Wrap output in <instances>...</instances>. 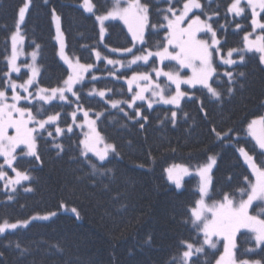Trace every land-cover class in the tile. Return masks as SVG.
<instances>
[{"label":"trees","instance_id":"1","mask_svg":"<svg viewBox=\"0 0 264 264\" xmlns=\"http://www.w3.org/2000/svg\"><path fill=\"white\" fill-rule=\"evenodd\" d=\"M25 2L0 0V88L3 89L6 88L5 57L10 54V36ZM80 2L29 0L21 26L25 50L39 45V86L49 89L61 86L69 75L58 56L53 11L60 18L67 55L95 67L74 89L79 100L69 96L70 103L54 102L44 107L42 118L61 115L55 124L47 125V131L41 130L42 134L36 137L40 159L17 156L13 164L19 171H26L30 179L21 181L12 192H7L0 183V224L5 220L9 223L28 221L23 227L0 233V264H176L186 250L182 242L199 245L203 240L190 222V210L199 199V180L196 176L189 177L181 189H176L167 181L165 169L173 165L196 169L206 164L209 156H214L216 163L208 202L218 201L225 192L236 193V189L246 186L244 177L252 178V174L238 149L244 148L258 163H264L262 150L247 135L248 124L264 114V64L253 52L243 53V62L233 65L221 64L219 56L214 55L218 75L210 83L220 91V99L211 97L207 89L195 87L187 89L190 96L181 101L180 108H148L144 103L132 108L122 103L119 108H112L106 101H130L131 96L125 84L109 76L113 67L104 61L95 63L93 51L126 59V56L111 55L108 48L132 47V40L120 23L111 22L106 24V36L100 43L96 16L106 13L112 1L92 0L93 14L84 11ZM141 2L149 5L150 25H166L164 15L171 16L166 10L183 7V0L179 3L173 0L171 4L168 0ZM200 2L204 11L196 9L192 15H200L204 20L205 12L217 13L209 23L217 32L221 55L225 56L229 49H242L243 37L253 31L249 9L237 17L227 13L232 0ZM166 31V27H147L145 42L135 52L157 51ZM258 32L264 34V30ZM241 54L232 57L240 60ZM155 63L152 60L146 66L138 65L117 75L126 77ZM228 71L234 77L231 83L224 75ZM26 74L22 72L20 78ZM93 75L98 79L93 81ZM93 87L110 91L101 99L88 95ZM75 104L92 116L100 113L97 130L115 148L106 160L101 162L91 155H81V131L75 128L68 131L73 125L71 113ZM137 107L146 120L136 116ZM172 111L177 112L175 124ZM57 126L62 129L59 136L55 131ZM213 128L228 135L217 139ZM55 144L61 148H56ZM18 152L17 155L21 154ZM91 164H96V170ZM28 188L31 191L25 190ZM236 197L239 199V193ZM42 216L49 217L32 219ZM237 245L238 259L260 260L264 264V247L246 251L254 247L246 232L238 233ZM204 248L203 253L191 257L190 264H215L220 249Z\"/></svg>","mask_w":264,"mask_h":264},{"label":"snow or ice","instance_id":"2","mask_svg":"<svg viewBox=\"0 0 264 264\" xmlns=\"http://www.w3.org/2000/svg\"><path fill=\"white\" fill-rule=\"evenodd\" d=\"M169 4L173 0H168ZM179 3V0H176ZM87 12H93L94 5L91 0H83L82 5ZM29 7L28 3H25L23 7L19 9V20L17 21L16 31L10 36L11 39V55L6 56L8 65V72L4 73L5 77H9L11 72H20V67L16 61L21 52L18 45L23 40V36L20 34V23L24 20L25 11ZM246 8L251 10V24L253 32L257 29L264 30V17H261V13H264V0H232L227 7V13L234 14L239 17L246 12ZM194 9L204 11L203 5L200 0H183L182 9L169 7L166 12L171 13V16L165 14L163 20L166 21V25L161 23L159 25H150L149 23V5L142 3L141 0H129L126 5H122V0H114L112 8L104 15L97 16V20L101 22V38L104 35L103 22L108 19H119L124 22L128 27V31L132 36L133 47L124 49H110L111 52L118 53H133V48L137 42L143 44L145 42V29L147 27L152 28H165L167 29L164 42L158 45L157 51H146L140 55H133L130 60L126 62L121 59H110L106 56H102L99 51L94 50L96 60L103 59L107 65H112L113 69L109 71V75L115 76L119 70L116 66L122 68H131L133 65H137L138 62H144L147 64L150 57L158 58L159 62L163 64L164 61H174L179 68L172 67L168 71L163 68H153L156 79H153L148 73L145 72H133V75L127 79L129 86V92L133 91L132 85H136V91L132 95L130 101L121 100H109L107 103L111 104L112 108H119L122 103H127L129 108H132L137 100L145 101L149 108H152L154 103H162L165 105H173L175 108H180L181 100L188 96L186 91L181 90V85H187L189 88H195L200 86L202 89H207V92L211 97L220 99L221 93L216 87H213L210 81L218 75L217 68L214 66V55L221 56L223 64L233 65L236 63L232 59L234 52L243 53L257 52L260 54L259 59L264 64V34L257 35L255 39H250L251 33H246L243 37L244 48L243 49H229L226 57L221 55V49L217 47L220 45V40L217 39V32L213 29V26L209 21L212 16L217 15L213 12L211 15L204 13L207 17L202 20L200 15H193L189 17V13ZM259 9V11H257ZM53 17L55 20H59V17L55 15L53 11ZM258 17H260L258 19ZM188 18V19H186ZM236 27L239 29L240 25ZM57 32L59 33V25L57 26ZM203 33L207 36L211 34V42L207 39L199 38L198 34ZM61 36L60 56L68 64L69 75L62 82L61 86L53 88H38L35 93L29 89L36 83V77L39 75V68L36 65L37 52L31 53L32 63L24 65L30 70L31 75L22 84H18L11 78L4 81L5 87H10L12 94L9 97L3 88H0V156L4 157L3 164H0V179H6L5 187L11 188L15 191V185L21 184V181L29 180L30 176L26 171H19L13 166L14 161H17L16 151L20 145H23L27 151L22 153L23 156L35 157L40 159L37 154L36 137L41 135V130L47 131L46 125L55 124L60 118V113L54 115H48L45 119H39L38 117L46 111L41 105L40 108L33 111L36 108L35 105L32 108L18 106L21 100L28 101L32 104V100L43 101L44 104H49L51 101L59 99L63 102H68V96L66 93H71L72 96L79 100L78 93L74 91V85L80 84L85 80V73L90 72L95 65L83 64L76 59L75 62L70 60L64 53V45ZM39 48V45L36 46ZM214 50V51H213ZM244 55H240V61L243 62ZM188 68L191 70V75L182 76L180 69ZM224 75L229 77V83L234 79L232 72H225ZM241 75H243L241 73ZM160 77L166 78L165 83L159 81ZM118 78V77H117ZM93 81L98 77L93 75L91 77ZM144 81L142 85L139 83ZM175 85V92L171 93V86ZM22 90L25 95H21ZM106 91L110 90H97L93 87L89 91V95H97L101 99L105 97ZM229 93L232 92V88L228 89ZM151 92V98H146L145 93ZM77 110L83 111L87 120L88 112L85 111L79 104H77ZM123 111V109H120ZM203 111V108H201ZM137 117L146 120L147 117L142 116L139 108L135 109ZM73 117V123H75L76 112L71 113ZM100 113H97L99 117ZM127 115V113H125ZM172 122L175 124L177 112L172 111ZM91 133L85 134V139L80 141L83 146L81 155L87 156V153L91 152L97 157L99 161H104L109 152H115V148L111 144H104V148L97 147L98 144L104 143L103 137L100 136L94 127V120H87ZM259 125V127H257ZM79 126V125H78ZM144 125L141 124V128ZM13 129L14 135H9L8 130ZM248 135L255 140L256 145L262 150L264 155V117L259 119H253L247 126ZM56 135L59 136L62 132L60 127H56ZM68 131H72L71 125L68 127ZM217 139L226 137L227 133H220L212 129ZM231 131V130H229ZM52 135L51 132L48 133ZM56 148H61V145L55 144ZM62 150V149H61ZM244 162L247 164L251 171L252 178L248 176L244 177L245 185L236 189V193H239V199L236 197V193L225 192L222 198L218 201H213L211 204L206 202V197H209V185L211 183V172L213 166L216 163L214 156H209L208 162L196 170V175L200 178L199 192L200 199L196 201L195 207L191 208V225L198 234H202L203 240L199 245L182 242L186 248L181 253L179 261L176 264H190V259L198 253L205 251L204 246L216 249L217 241H223V252L216 260V264H262V261H250L248 259H238L237 256V234H248L249 242L254 241L255 248L264 247V163H258L252 155H249L244 148L238 149ZM21 157V158H22ZM4 165L11 168L15 173V177H8L7 172L4 170ZM91 167L96 170V164H91ZM168 174V179L175 183L177 188L181 187V173L187 174L188 169L181 165H173L165 169ZM31 191L30 188L25 189ZM246 197V198H244ZM9 200L12 196L8 197ZM250 208L259 209L257 214H251ZM75 212L76 210L73 209ZM51 215H54L52 213ZM44 217H33L32 219H47ZM28 221H17L16 223H9L7 220L3 224H0V233H4L6 229H15L18 226L27 225ZM213 237L216 240H213ZM247 252H253V248L246 250ZM175 260V258H174Z\"/></svg>","mask_w":264,"mask_h":264},{"label":"rangeland","instance_id":"3","mask_svg":"<svg viewBox=\"0 0 264 264\" xmlns=\"http://www.w3.org/2000/svg\"><path fill=\"white\" fill-rule=\"evenodd\" d=\"M111 1H112V6H113L114 0H111ZM91 2H92V0H91ZM127 2H129V0H122V5H126ZM242 2H243V0H242ZM25 3H28V4H29V0H26ZM82 5H83V0H81L79 6L85 11V9H84V7H83ZM93 5H94V3H93ZM94 6H95V5H94ZM112 6H111V8H112ZM111 8H110V9H111ZM27 9H28V8H27ZM27 9H26V11H27ZM94 9H95V7H94ZM94 9H93V12H91V13H90V12H87V11H86V12L89 13V14H93V13H94ZM110 9H109V10H110ZM247 9H248V8H247ZM109 10H108V11H109ZM195 10H196V9H194L193 12H194ZM26 11H25V15H26ZM108 11H107V12H108ZM249 11H250V13H251V10H250V9H249ZM257 11H259V9H257ZM107 12H106V13H107ZM193 12L189 13V17H188V18H191V17L193 16V15H192ZM106 13H104V14H106ZM104 14H101V15H104ZM233 15H234V14H233ZM56 16H57V15H56ZM98 16H100V15H98ZM57 17H59V16H57ZM96 17H97V16H96ZM188 18H186V19H188ZM24 19H25V16H24ZM258 19H259V17H258ZM18 20H19V16H18L17 21H18ZM202 20H203V19H202ZM52 21H53V27H54V32H55V41H56V44H57V47H58V56H59L61 62L67 67L68 71H70V70H69V67H68V64L65 63V61H64V60L61 58V56H60V47H61V36H60V34H62V42H63V45H64V53H65V55H66L70 60H72L73 62H75L76 58H72V57L68 56L67 53H66V51H65V41H64V36H63L62 30H61L60 18H59V20L57 21V20H55L54 17H53V18H52ZM23 22H24V20L20 23V34H21L22 36H23V34H22L21 26H22ZM96 22H97L98 29H99V40H100V43H103V42H104V39H105V36H106V24H107V23H111V22H118V23H120V24L124 27V29L127 31V33L129 34V36H130V38H131V40H132V36H131V34L129 33V31H128V27H127V25L124 24V22H123L122 20H119V19H108V20H105V21L103 22V27H104V29H105V31H104V35H103V38H101V26H102V25H101V22L98 21L97 18H96ZM166 23H167V22H166ZM58 25H59V33L57 32V26H58ZM16 26H17V25H16ZM145 30H146V29H145ZM15 31H16V28H15L14 32H15ZM258 31H259V29H257L255 32L252 31L251 36H250V39H255V37H256L257 35H261V33H259ZM198 35H199V38L207 39V40H209V42H211V34H210V33H209L207 36H205L203 33L198 34ZM132 44H133V41H132ZM143 44H144V43H143ZM143 44L137 42V43L135 44V47L133 48V53H123V54H122V53H118V52L114 53V52H111V51H110L111 48H108V51H109V53H110L111 55L122 56V57H123V56H126V59H121V60H123V61L126 62L127 60H130V59L132 58L133 55H140V54H142V52H135V51H136V49H140V48L142 47ZM24 46H25V39H24V36H23V40H22V41L20 42V44L18 45V48H19V50H20V52H21V55L18 56L17 61H16L17 65L20 67V72H19V73H17V72H11V73H9V77H7V79L11 78L12 80H15L18 84H22V83H23L25 80H27L28 77L31 75L30 70H29L27 67H25L24 65H26V64H31V63H32L31 53H32L33 51H36V52H37V56H36V65H37L38 68H39V65H38V48H34V49L30 50V51H26ZM132 47H133V45H132ZM217 47H218V46H217ZM243 48H244V47H243ZM243 48H242V49H243ZM95 51H98V50H95ZM146 51H151V50H144L143 52H146ZM213 51H214V50H213ZM99 52H100V51H99ZM153 52H154V51H153ZM100 53H101V52H100ZM243 53H250V52L245 51V52H243ZM243 53H242V54H243ZM253 53L257 54L258 57L260 56V54L257 53V52H255V51H253ZM101 54H102V53H101ZM234 54H241V53H240V52H234L233 55H234ZM10 55H11V39H10V54H9V56H10ZM93 55H94V51H93ZM102 56H106V57H108V58H110V59H120V58L109 57V56H107V55H105V54H102ZM94 57H95V55H94ZM225 57H226V55H225ZM232 59L235 60L236 63L241 62L240 60H236V59L233 58V57H232ZM152 60H155V62H156V63H155V64H156L155 66H151V67H149L148 69H146V70H142V71H139V72H145V73H148L153 79H156L155 72L153 71V68H163L165 71H168V70H169L170 68H172V67L179 68V65H176L174 61H164L163 64H161V63L159 62L158 58H156V57H150V58H149V62L152 61ZM259 60H260V59H259ZM99 61H104V60L101 59V60H99ZM99 61H97V60H96V57H95V63L97 64ZM218 61H219L221 64H223V63H222V60H221V56L218 57ZM149 62H148V63H149ZM104 63L106 64L105 61H104ZM148 63L145 64L144 62L141 61V62H138L137 65H133L131 68H122V67L116 66V67L119 69L117 72L122 71V70H131V69H133L134 67H136V66H138V65L146 66V65H148ZM106 65H107V64H106ZM223 65H226V64H223ZM107 66L113 67L112 65H107ZM214 66H215V64H214ZM22 72H26V73H27L26 76H25L24 78H20ZM117 72H116V75H115V76H112V75H109V76L112 77V78H114V79H116V80H119V81H121L123 84H125V86H126V88H127V91H128V93L130 94V96H131V98H132V95H133L134 92L137 90V89H136V85L133 84V85H132L133 91H132V92H129V90H128V89H129V86H128V83H127V79L130 78V77L133 75V72H131V73H130L128 76H126V77L118 76V75H117ZM135 72H136V71H135ZM39 73H40V68H39ZM180 73H181L182 76H189V75H191V70L188 69V68L180 69ZM86 74H87V73L84 74V75H85V80H86V78H87ZM38 77H39V75L36 77V83H35L33 86H31L30 89H29V90H30L31 92H33V93H35V92L37 91L38 88H43V87H41V86H39V85L37 84ZM117 77H118V78H117ZM85 80H84V81H85ZM84 81H82L80 84L74 85V89H75V87L80 86ZM159 81H160L161 83H165V82H166V78H164V77H160V78H159ZM139 83H141V84L143 85L145 82H144V81H140ZM196 87H200V86H196ZM74 89H73V90H74ZM187 89H188V90H192V88H189L187 85H183V84L181 85V90L186 91L188 94H190V92H188ZM3 90L6 91L8 97H9V101H8V102H11V101H10V97H11V94H12V90H11V88H10V87H6V88L3 89ZM17 91H20V92H21V95H25V93H23L22 90L17 89ZM174 92H175V85H172V86H171V93H174ZM66 95H67L68 97L71 96L72 98L76 99V97L72 96L71 93H66ZM88 95H89V93H88ZM105 95H106V94H105ZM144 95H145L146 98H151V92H146ZM90 96H97V95L93 94V95H90ZM189 96H190V95L186 96L185 98H188ZM98 97H99V96H98ZM185 98H183V99H185ZM183 99H182V100H183ZM68 100H69V98H68ZM182 100H181V101H182ZM69 101H70V100H69ZM54 102H63V101H60L59 99H56V100L51 101L49 104H52V103H54ZM137 103H144V104H146V106L148 107L147 100H145V101L137 100V101L135 102V104H137ZM49 104H44L43 101H37V100H34V99H33V100H32V104H29L28 101L21 100V101L19 102V105H18V106H21V107L26 106V107L32 108V106L35 105L36 108H33V111L35 112L36 109H38V108L41 107V105H42L43 108H44V107L48 106ZM135 104H134V105H135ZM134 105H133V106H134ZM154 106H164V107H170V108L176 109L173 105H165V104H162V103H154L152 107H154ZM82 108H83V107H82ZM148 108H149V107H148ZM44 109H45V108H44ZM83 109H84V108H83ZM84 110H85V109H84ZM85 111H86V110H85ZM74 112H76L75 123H73V117H72V115H71V119H72V123H73V125H72L71 127H72V129L75 128V129H78L79 131H81V133H82V140L85 139V134L91 133V128L89 127V125H88V123H87V120H94V121H95V125H94V127H95V129H96V132H98V130H97V126H96V122H97V119H98L97 116H92L91 113L87 111V112H88V117H87V120H86L83 111H78V110H77V104H75ZM262 117H264V114H263ZM38 118H39V119H45V118H42V115H40ZM78 125H79V126H78ZM46 126H47V125H46ZM42 131H43V130H42ZM98 133H99V132H98ZM8 134H9V135H14V130H13V129H9V130H8ZM99 134H100V133H99ZM247 135H248V134H247ZM100 136H101V134H100ZM248 136L251 137L250 135H248ZM101 137H102V136H101ZM103 140H104V139H103ZM254 141H255V140H254ZM105 143H106V144H109V143H107V142L104 140V143L98 144L97 147L100 148V149H103ZM255 143H256V142H255ZM81 150H83V146H82V145H81ZM18 151H20L21 154L17 155V154L19 153ZM26 151H27V149H26L23 145H20V146L17 148L16 155H17V156H22V153H23V152H26ZM111 153H112V151L109 152V154H108V156L106 157V159L111 155ZM87 155H91V156H93L94 158L97 159V157H96L95 155H93L91 152L87 153ZM25 157H30V156H25ZM106 159H105V160H106ZM97 160H98V159H97ZM98 161H99V160H98ZM3 162H4V157H3V156H0V164H3ZM101 162H102V161H101ZM207 162H208V161H207ZM181 166H183V165H181ZM214 166H215V165H214ZM214 166H213V168H214ZM183 167H185V168L188 169V173H187V174H182V173H181V181H180V183H181V187H180V188H177L176 185H175V183L172 182V181H170V180L168 179V174L165 172L167 181H168L170 184H172L176 189H181V188L183 187V182H184L186 179H188L189 177H192V176H196V177L198 178V180H199V184H200V178H199L198 175H196V170H197V168L194 169V168H190V167H187V166H183ZM213 168H212V170H213ZM4 170L7 172L8 177H15V173L12 172L11 168H8L7 165H4ZM212 170H211V172L209 173L210 176H211V174H212ZM6 179H7V177H6L5 179H0V183L3 184V189H6L7 192H10V191L12 192L13 190H12L10 187H9V188H6V187H5ZM211 179H212V178H211ZM210 185H211V183H210ZM210 185H209V190H210ZM14 187H15V189H16L17 185H15ZM198 192H199V191H198ZM207 198H208V197L205 198V199H206V202H207L208 204H211L212 202H208ZM244 198H246V197H244ZM199 199H200V192H199ZM249 211H250L251 214H257V212L259 211V209H256V208H250ZM251 211H252V212H251ZM42 217H44V216H42ZM47 217H49V216H47ZM20 227H23V226H18L17 228H20ZM17 228H15V229H17ZM11 230H14V229H6V231H11ZM237 235H238V234H237ZM213 240H216V238L213 237ZM253 242H254V241H253ZM205 247L208 248V249H210V250H218V249H220V252H219V255H218V258H219V256H220L221 253L223 252V241H222V239L219 240V241H217V248H216V249L209 248L207 245H205ZM249 248H253L254 251H256V250L259 249V248H255V243H254V247H248L247 249H249ZM254 251H253V252H254ZM218 258H217V259H218ZM217 259H216V260H217ZM215 264H216V262H215Z\"/></svg>","mask_w":264,"mask_h":264}]
</instances>
